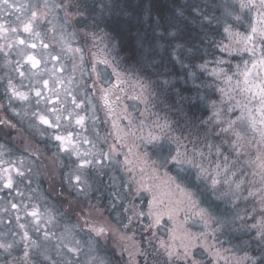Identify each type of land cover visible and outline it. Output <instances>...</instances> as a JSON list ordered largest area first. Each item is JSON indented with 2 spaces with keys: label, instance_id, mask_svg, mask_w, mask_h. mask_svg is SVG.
Listing matches in <instances>:
<instances>
[{
  "label": "rangeland",
  "instance_id": "rangeland-1",
  "mask_svg": "<svg viewBox=\"0 0 264 264\" xmlns=\"http://www.w3.org/2000/svg\"><path fill=\"white\" fill-rule=\"evenodd\" d=\"M233 1L237 6V15L235 25L230 26L221 48H227L222 53L226 57L223 64L228 66L221 72L224 92L216 103L215 113H219L217 120L224 123L226 133L236 137L233 142L237 141L234 144L238 153L236 156L244 158V164L249 168L246 183L239 186L245 187L246 194L256 199L260 212L256 224L263 232L264 124L260 123L261 115L256 111L258 99L249 102V94L241 93L243 84L238 87L237 81L243 80L241 73L246 65L251 69L252 61L264 55V39L259 35L264 29V24L259 23L264 7L260 5V0H254V3H249V0ZM84 4L83 0H69L70 25L78 24L80 19L83 25H87L88 11ZM79 7L86 11H79ZM90 24V31L81 27L82 31L76 32L83 54L72 55L77 59L74 64L70 54V67L81 73V77L69 80L63 87L91 88L92 95H97L100 103H106L105 98L109 99L112 111L108 109L104 113L106 116L102 114V135L104 139L114 126L117 141L102 143L98 168L101 178L108 179L109 176L111 184H104V188L110 190L108 193L122 182L126 189L115 197V201L103 204L101 197L105 192L99 182L100 202L88 204L86 195L92 186L87 180V172L73 167V176H85L82 183L84 191L80 196L86 204L69 207L73 219L67 224L60 223L56 214L50 215L48 220L51 222L45 231L48 236L44 238L30 230L32 238L29 245L19 247L14 239L3 240L0 243V264H245L247 255L232 253L224 246L226 235L222 230L228 224L215 219L206 207L200 206V201L174 179L169 168L167 170L163 151H166V144L173 145L174 136L154 110V96L150 89L134 78L131 69L120 71L116 68L108 36L102 32L100 25ZM253 25L257 28L253 41L247 45L237 43L238 39L251 33ZM77 45L69 40L70 53ZM253 47L254 51H251ZM234 57L237 61L232 62L230 59ZM82 66L85 69L79 71ZM257 73L264 76L262 69L253 71L254 76ZM227 77H231V83ZM85 102L87 105L96 104L93 97L85 96ZM245 104L248 108L244 107ZM249 108L252 109L255 126L249 118ZM114 118L115 122L111 124ZM233 121L235 123H231ZM175 158L177 155H172L168 160L177 163ZM187 162L192 163L191 159ZM221 172L225 181L234 177L235 188L229 191L236 194L237 184L242 178L238 180L236 177L235 167L230 166ZM224 197L228 201V197ZM103 207L109 210L112 218ZM115 207L122 208L120 217L115 210L111 214L110 209ZM37 227V232L42 233L41 225ZM92 228H104V234L95 237ZM51 234L53 236L49 238ZM261 239L264 243V235ZM68 248L75 251L69 252Z\"/></svg>",
  "mask_w": 264,
  "mask_h": 264
},
{
  "label": "trees",
  "instance_id": "trees-1",
  "mask_svg": "<svg viewBox=\"0 0 264 264\" xmlns=\"http://www.w3.org/2000/svg\"><path fill=\"white\" fill-rule=\"evenodd\" d=\"M83 1L88 11L87 22L100 25L112 44L116 68L131 69L134 78L148 86L154 96V110L172 131L173 145L166 144V151L160 147L167 170L169 168L174 179L200 201V206L206 207L215 219L228 224L222 230L226 235L224 246L232 253L247 255L245 264H264L261 239L264 231L256 224L260 213L257 202L246 194L245 187L239 186L246 183L249 168L244 158L236 156L234 144L237 141L233 143L236 137L228 135L224 123L214 115L221 98V69L228 66L223 64L226 57L221 48L230 26L235 25V2ZM230 60L237 61V58ZM201 65L205 67L201 69ZM213 71L219 73V77L213 76ZM172 155H177L181 162L171 163L168 158ZM190 159L192 163L187 162ZM230 166L235 167L238 180L242 178L236 194L230 192L235 188L234 177L225 181L221 172ZM201 169L206 171L197 178ZM226 173L229 174L228 170ZM214 178L218 185L212 184ZM100 182L105 192L101 197L103 204L115 201L126 189L122 182L108 193L110 190L104 187L111 184L109 176L101 178ZM103 208L112 218L109 210ZM110 210L111 214L112 210L118 216L123 214L122 208Z\"/></svg>",
  "mask_w": 264,
  "mask_h": 264
},
{
  "label": "flooded vegetation",
  "instance_id": "flooded-vegetation-1",
  "mask_svg": "<svg viewBox=\"0 0 264 264\" xmlns=\"http://www.w3.org/2000/svg\"><path fill=\"white\" fill-rule=\"evenodd\" d=\"M8 4L11 7L0 4V243L14 239L24 247L32 238L30 230L48 236L50 215L56 214L60 223L67 224L73 219L71 205L100 202L102 143L113 144L117 138L114 126L104 139L102 135V114L111 110L109 99L100 103L91 88L63 87L81 77L70 67V54H83L76 32L81 27L90 31L92 25H83L82 19L70 25L69 0H8ZM69 40L78 44L73 53ZM29 57L38 61L36 67ZM76 60L72 56L71 63ZM14 91L27 99L14 96ZM85 96L93 97L96 104L87 105ZM41 116L52 126L41 123ZM81 117L83 123L77 124ZM58 135L70 136L71 144L62 145ZM84 160L91 163L80 167ZM75 166L85 169L91 182L87 202L80 196L85 176L77 180ZM33 211L39 223L30 215ZM38 224L42 233L37 232Z\"/></svg>",
  "mask_w": 264,
  "mask_h": 264
},
{
  "label": "snow or ice",
  "instance_id": "snow-or-ice-1",
  "mask_svg": "<svg viewBox=\"0 0 264 264\" xmlns=\"http://www.w3.org/2000/svg\"><path fill=\"white\" fill-rule=\"evenodd\" d=\"M249 3H254V0H249ZM0 4L3 5H7L8 7H11V5L8 4V0H0ZM260 5L262 7H264V0H260ZM242 7L246 6V5H241ZM35 15V14H33ZM259 23L264 24V15H262L259 18ZM25 31H28V27H25ZM227 31V29H226ZM257 33V28L253 25L251 27V33L248 34L247 36L241 37L240 39H238L236 42L240 43V42H244L246 45L248 43H251L254 39L255 34ZM239 35V34H237ZM259 35L262 39H264V29H261L259 32ZM222 50H227V48L222 49ZM246 51H249V49L245 48ZM251 51H254V47ZM29 61L32 63L33 67H36V65L38 64V61H36L33 57H29L28 58ZM201 69H203L205 67V65H201L200 66ZM257 68L264 70V55H262L258 60H253L252 61V68L249 69L247 67V65L245 66V70L243 73H241V75L243 76V80L242 81H237V86L239 87L240 84H243V87L240 89L241 93H248L249 94V102H251V100L254 99H258L259 101V107L256 109L257 112L260 113L261 115V120L260 123L264 124V76L260 75L259 73H257L255 76L253 75V71L256 70ZM221 72H223V69H221ZM213 76H217L219 77V73L213 71L212 73ZM227 81L229 83H231V77H227ZM45 86H47V81L44 82ZM221 92H224V89H221ZM14 96H18L20 99L22 100H26L27 96L23 93H18V92H13ZM37 96H40L41 93L38 91L36 93ZM237 103H240V101H237ZM245 108H248V105L245 104L244 105ZM248 113H249V118L252 120V124L253 126H255V119L252 117V109H248ZM214 115H219V113H214ZM40 121L43 124L48 125L49 127L52 126V124L50 123V121L48 119H46L45 117L41 116L40 117ZM77 124H82L83 123V117L77 119L76 121ZM231 123H235L234 121ZM56 139L61 141L62 145H67V144H71V137H63V136H56ZM67 150V148H66ZM176 162L180 163L181 161L177 158ZM91 163V161L88 160H84L81 164L80 167H84L86 164ZM191 163V162H190ZM204 169H201L200 172L197 174V178L200 177V175H203L204 173ZM77 180H79V177H77ZM218 183V181L214 178L212 180V184L216 185ZM8 187L11 186V179L9 178V183L7 185ZM31 216H33L34 219H36L38 217V214L36 211H33L32 213H30ZM36 222L39 223L38 219H36ZM87 223V221H86ZM92 231H95L96 234L99 235H103L104 234V228H92ZM25 239H28L27 233H25L24 236ZM69 252H74L75 249L73 248H68Z\"/></svg>",
  "mask_w": 264,
  "mask_h": 264
}]
</instances>
